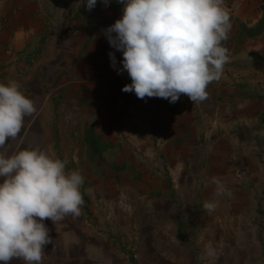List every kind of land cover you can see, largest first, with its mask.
<instances>
[{"label": "rangeland", "instance_id": "374dc122", "mask_svg": "<svg viewBox=\"0 0 264 264\" xmlns=\"http://www.w3.org/2000/svg\"><path fill=\"white\" fill-rule=\"evenodd\" d=\"M118 97L99 114L26 116L0 148L44 150L84 177L80 215L43 221L41 264H264V141H220L228 131L210 132V113L166 125L156 99Z\"/></svg>", "mask_w": 264, "mask_h": 264}, {"label": "clouds", "instance_id": "9594fccd", "mask_svg": "<svg viewBox=\"0 0 264 264\" xmlns=\"http://www.w3.org/2000/svg\"><path fill=\"white\" fill-rule=\"evenodd\" d=\"M92 10L97 0H78ZM107 4L108 0H103ZM122 17L104 30L110 47L122 52V69L131 84L123 92L137 98L158 97L175 103L186 95L193 103L207 97V85L221 78L229 61L230 15L224 0H117ZM115 33V36L112 34ZM111 67L116 60L109 53ZM16 81L0 83V148L21 132L24 119L36 111ZM67 161L40 149L0 152V262L12 259L41 264L45 245L51 243L49 229L67 215L79 216L83 204L79 171L66 172ZM217 195L223 188L215 177ZM213 202L203 208L214 210ZM205 255L213 257L211 244Z\"/></svg>", "mask_w": 264, "mask_h": 264}, {"label": "crops", "instance_id": "0c3cea01", "mask_svg": "<svg viewBox=\"0 0 264 264\" xmlns=\"http://www.w3.org/2000/svg\"><path fill=\"white\" fill-rule=\"evenodd\" d=\"M77 3L0 0V83L18 82L19 90L33 100L36 111L31 124L48 108L99 114L104 99H139L121 90L131 79L124 84L116 80L122 52L110 47L104 35L122 17L123 5L97 0L89 11ZM227 5L232 21L222 46L229 50V61L221 78L207 85L205 104L202 100L183 110L186 95L175 103L150 99L157 100L166 125L173 114L210 113V132L228 131L220 141H264V4L227 0ZM109 53L115 56V68L110 66Z\"/></svg>", "mask_w": 264, "mask_h": 264}, {"label": "built area", "instance_id": "2783aa9c", "mask_svg": "<svg viewBox=\"0 0 264 264\" xmlns=\"http://www.w3.org/2000/svg\"><path fill=\"white\" fill-rule=\"evenodd\" d=\"M261 2L264 4V0H261ZM222 6L225 7V8L228 10L229 15H230V13H231L232 11H231V9H229V6L227 5V0H224V4H223ZM231 21H232V17H231V15H230V21H229V22L231 23ZM121 69H122V65L119 67L118 70H121ZM129 79H130V78H129V76H128V74H127L126 71H121L120 74H118V72H117L116 80H117L120 84H124V83H126Z\"/></svg>", "mask_w": 264, "mask_h": 264}, {"label": "trees", "instance_id": "16d2710c", "mask_svg": "<svg viewBox=\"0 0 264 264\" xmlns=\"http://www.w3.org/2000/svg\"><path fill=\"white\" fill-rule=\"evenodd\" d=\"M89 144H91V143H89ZM91 146H92V144H91Z\"/></svg>", "mask_w": 264, "mask_h": 264}]
</instances>
